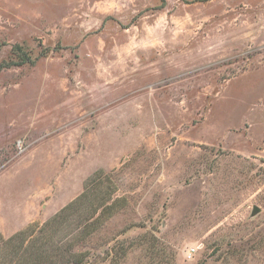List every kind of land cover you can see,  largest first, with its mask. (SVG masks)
<instances>
[{"label": "rangeland", "instance_id": "374dc122", "mask_svg": "<svg viewBox=\"0 0 264 264\" xmlns=\"http://www.w3.org/2000/svg\"><path fill=\"white\" fill-rule=\"evenodd\" d=\"M0 264H264V0H0Z\"/></svg>", "mask_w": 264, "mask_h": 264}, {"label": "trees", "instance_id": "16d2710c", "mask_svg": "<svg viewBox=\"0 0 264 264\" xmlns=\"http://www.w3.org/2000/svg\"><path fill=\"white\" fill-rule=\"evenodd\" d=\"M12 52L15 54L16 59H12L11 63L9 64H14L17 66L26 64V63H35V61L37 60L36 58H33L23 47L22 45L19 44H15L12 47ZM50 52V49H45V51H43L42 55H48Z\"/></svg>", "mask_w": 264, "mask_h": 264}, {"label": "water", "instance_id": "95a60500", "mask_svg": "<svg viewBox=\"0 0 264 264\" xmlns=\"http://www.w3.org/2000/svg\"><path fill=\"white\" fill-rule=\"evenodd\" d=\"M259 211H260V208L257 205L254 206L253 213L255 214V213L259 212Z\"/></svg>", "mask_w": 264, "mask_h": 264}]
</instances>
